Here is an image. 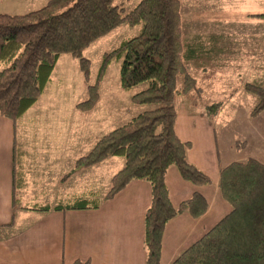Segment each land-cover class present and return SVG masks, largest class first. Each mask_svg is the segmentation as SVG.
I'll return each instance as SVG.
<instances>
[{"label":"trees","instance_id":"16d2710c","mask_svg":"<svg viewBox=\"0 0 264 264\" xmlns=\"http://www.w3.org/2000/svg\"><path fill=\"white\" fill-rule=\"evenodd\" d=\"M179 8V0H140L128 11L114 0H47L23 14L0 12V116L14 122L44 92L62 54L74 57L89 80L90 61L83 51L122 23L139 26L135 35L103 53L96 78L87 85V98L76 105L82 111L95 106L100 82L113 61L119 63L122 90L144 84L130 101L150 107L103 134L73 164V169L83 168L121 157L123 165L111 177L108 190L103 195H71L54 205L31 202L23 208L41 212L96 209L128 182L146 181L151 194L143 216L145 264H161L162 236L172 218L181 212L197 218L208 207L198 191L174 205L166 184L172 166L195 186L211 183L188 160L191 144L178 138L174 128L175 98L196 89L185 65ZM250 17L264 19V13ZM243 88L256 100L249 112L254 117L264 110V68L250 74ZM222 105V101L206 105L205 114L216 115ZM218 189L230 211L170 264H264V164L249 157L222 167ZM69 264L89 261L76 259Z\"/></svg>","mask_w":264,"mask_h":264},{"label":"crops","instance_id":"0c3cea01","mask_svg":"<svg viewBox=\"0 0 264 264\" xmlns=\"http://www.w3.org/2000/svg\"><path fill=\"white\" fill-rule=\"evenodd\" d=\"M199 1H179L187 61L201 56L220 60L231 53L238 57L241 53L232 52L233 47L245 46L253 62L260 53L264 20L250 15L260 12H243L242 19L206 20L204 14L214 16L218 7L224 10V2L209 0L206 7ZM54 70L44 92L17 122L0 116V264H69L76 259L89 264H145L143 216L151 194L146 181L128 182L96 209L41 212L23 208L31 202L54 205L89 192L103 195L123 165L121 157L112 156L73 169L75 160L106 133L101 122L106 129L118 125L114 118L119 103L114 97L115 103L102 105L99 98L91 110H79L76 105L81 98L62 99V88L69 86L63 76L69 73ZM191 95L189 102L182 95L175 98L174 128L178 138L191 144L188 160L211 183L195 186L172 166L166 184L174 205L198 191L208 207L200 217L181 212L166 224L161 264H170L230 211L218 189L222 167L249 157L264 164V110L252 117L238 109V118L228 126L220 111L211 117L205 114L210 100L194 101ZM25 191H31L30 195L24 196Z\"/></svg>","mask_w":264,"mask_h":264},{"label":"rangeland","instance_id":"374dc122","mask_svg":"<svg viewBox=\"0 0 264 264\" xmlns=\"http://www.w3.org/2000/svg\"><path fill=\"white\" fill-rule=\"evenodd\" d=\"M47 0H0V12H7L10 14H23L30 10H34L45 4ZM140 0H114L115 4H122L126 11L133 8ZM183 2V0H179ZM199 1V0H198ZM223 8H217L214 16L204 14L206 20L215 19H242L244 18L243 12H260L264 13V0H260V3L253 0H223ZM201 5L208 6L209 0H200ZM260 4V5H259ZM199 6V5H198ZM188 10L191 7L187 6ZM262 21L264 19H261ZM264 25V23H262ZM139 26H130L126 23H122L117 26L111 32L101 36L93 41L84 51L83 55L90 61V75L89 80H86L82 76L77 60L70 54H62L61 58L57 61L54 73H69L63 77H67L68 88L64 87L61 91L62 99L67 101L71 97H79L81 100L87 98V85L93 83L100 65L101 57L103 53L114 49L120 41L126 37L133 36L137 33ZM264 28V26H262ZM238 49V50H236ZM228 50H231L228 48ZM232 52L241 53L238 54H225L220 60H215L212 56H201L196 58L195 61H187L185 65L188 68V72L194 77L196 81V89H192V99H201L210 102L222 101L223 105L220 110L222 119L226 120V125L230 126L235 123L238 118V112L249 115L251 108L255 103V98L242 92L245 81L248 76L253 72L260 73L264 68V32L260 37V53L255 55L252 61H249L248 47H233ZM246 53V54H244ZM70 78V79H69ZM182 78H177V85L181 86ZM99 98L101 103L109 104L115 103L112 98L116 97L119 103V109L116 111L114 118L118 125L129 120L136 114L146 110L150 106L137 105L130 101V97L133 92L140 90L144 87V84L136 86L132 91L126 92L122 90L119 84V63L112 62L99 85ZM244 90V88H243ZM248 95V96H246ZM182 99L186 102L190 100V92L187 95H182ZM233 97V99H232ZM231 100V101H229ZM202 107H199L200 110ZM204 109V108H203ZM246 114V115H247ZM123 120V121H122ZM116 125V126H118ZM107 126V125H106ZM101 122V131L107 132L115 128L116 126L106 129L107 127ZM243 129L238 126V129ZM245 130V129H243ZM246 131V130H245ZM240 140L244 138L237 137ZM252 147V146H251ZM253 148V147H252ZM251 148V149H252ZM24 196H29L31 191L22 192Z\"/></svg>","mask_w":264,"mask_h":264}]
</instances>
